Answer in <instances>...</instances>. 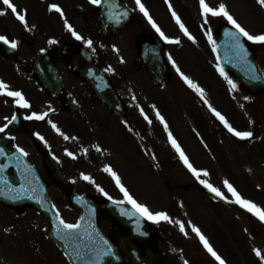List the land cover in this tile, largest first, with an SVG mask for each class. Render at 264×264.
Segmentation results:
<instances>
[{
  "label": "flooded vegetation",
  "instance_id": "af4514ba",
  "mask_svg": "<svg viewBox=\"0 0 264 264\" xmlns=\"http://www.w3.org/2000/svg\"><path fill=\"white\" fill-rule=\"evenodd\" d=\"M0 1L2 3V0ZM127 1L133 10V15L120 28L113 27L107 21L101 23L97 20V14L100 12L101 5H93L90 3V0H12L18 10L26 14L27 28L16 19L14 14L5 5L2 4L3 8L2 10L0 9V11L6 12V15L0 16V30L4 29V31H1V34L7 36L10 40H14V34L11 32L15 30V33L19 35V39L21 40L18 41V47L11 53L13 57L6 58L0 56L2 58L1 61L13 64L17 69L15 74L16 72H20L21 75L19 77L27 79L33 76L30 70L33 55L41 49L47 51L61 78L62 89L57 97L49 95L40 85H36V89L42 99L45 98L53 102L54 108L48 112H51L53 116L52 122L60 128L64 135L70 137L68 139L70 150L75 151L76 148H79V159L88 158L92 163L95 160L101 162L106 156L105 151L109 149L107 148L105 139L110 131L107 128V124H105L108 116H112L118 122V126L124 133L125 147L122 152L125 154L127 160L132 159L135 153L140 154L141 152L139 130H153L154 133L156 108L164 110L165 106H169L179 110L184 109L191 117L195 115L197 119V114L204 109V99L193 89L189 88L181 79L172 64V60L176 62L181 71L205 90L206 95L210 93L207 82H212V78H220L219 71L217 70L218 62L215 51H213V46L205 35L210 29L214 39L221 23L220 17L209 15L207 23H205V19L200 11L199 0H167V2L166 0H142V3L147 7L149 14L161 30L167 36L180 40L179 44L167 43L156 32L143 13L139 11L135 0ZM207 2L214 7L219 4V0H207ZM53 3L60 6L63 10V16L49 9V5ZM169 3H171L172 8L180 16L185 27L195 38V41L189 39L181 31L179 25L171 15V10L168 7ZM65 20L81 36L93 41L92 48H88L84 41L76 40L72 36L65 26ZM44 34H50L51 37L47 41L42 42L27 40L28 35H31L33 40L36 41L39 35L42 36ZM33 35L36 36L33 37ZM52 39L56 41L55 44L49 43V40ZM23 44L24 47L22 48ZM109 50L115 51V53L120 52L121 55L129 52L130 60L125 62L126 58L124 57L118 61L116 69L111 72L105 71L108 68L106 52ZM205 50H207V54H204ZM82 55H89L91 63L103 71L107 80L117 89L116 93L125 109L123 117L117 116L109 110L80 75L79 70L86 66ZM169 56H171V60ZM155 58L158 60L160 58L166 72L165 83L163 85L157 83L155 75L150 69V64H152ZM20 78L17 76L15 80ZM128 78L131 79L132 90L119 91L118 84H123ZM17 89L15 87V90ZM26 92V87H24L22 93L26 95ZM237 92L245 94V91L241 89H238ZM7 99H10V97H7ZM153 105H155V108L152 107ZM17 109L22 110V107L15 104L14 107L9 105L0 108V126L6 123L4 118H11ZM141 109L148 116V120L141 114ZM132 110L134 112L133 120L130 116L133 114V112L131 113ZM59 114L62 115L59 116ZM136 120H141L143 126L140 127L139 122H136ZM149 120L151 123H149ZM169 125L175 130L173 123ZM195 126L199 129L198 123H195ZM202 129L200 126V130L195 132V136L197 134L202 136ZM205 130L207 131V129ZM36 133L43 136L44 140L39 139L35 135ZM175 135L180 139V134L177 130H175ZM60 136L49 122L31 125L28 123V120L23 130H18L14 125L9 124L5 132L0 133V139L9 138L11 140L10 146L14 144L20 145L26 151H29L27 155L28 159L37 167L48 184L59 190L62 194H67L69 187H61L58 182L53 181L44 163V152L40 153L33 145V141L39 139L45 147V151L56 156V152L60 147L59 142L62 137ZM10 137H15V139H11ZM149 145L147 144V150L150 152ZM96 146H99L100 151H97ZM183 146L187 149L185 143H183ZM149 156H152L151 153ZM59 166L63 175H65L64 166L60 163ZM209 174L214 173L211 172ZM218 174L224 175L227 179L237 177L235 172L229 171L218 172ZM247 180L245 179L243 182L247 183ZM228 182L246 199L245 190L242 187L235 186L232 180H228ZM70 186L75 191L78 190L74 182H70ZM199 188L203 191L205 189L203 185H200ZM221 189L224 192H229L225 186L221 187ZM80 193L94 196L101 194L97 187L89 182L86 183V187ZM227 195L230 196L227 201L220 197L214 199L208 195H202V197L204 196L222 206L223 210L226 209L225 206H228L229 210L234 214L236 213L235 208L246 213L247 210L232 202L235 198L231 196V193ZM96 198L98 201H103V198L100 196ZM191 205L195 208H189ZM185 207L193 213V215L189 214L185 208L181 214L182 223L185 226L187 235L179 230L178 236L181 241L180 252L178 254L174 253L171 247L167 245L163 254V264H182L181 258H186L188 264H198L199 262L219 264L207 249L204 248L199 236L192 231V225L200 229L212 247L226 261V264H232L233 262L229 258H226L218 247L219 245L216 244L212 229L208 224H204L202 218L197 216V213L202 210V204L199 202L196 204L187 203ZM217 216L224 222V227L229 229L232 227L226 213L222 214L218 212ZM98 220L105 222L101 225L102 231L111 239L115 231L119 237H122L129 233L128 228L131 227L129 220L125 222L123 220L120 224H117L111 217L106 215L99 216ZM212 221L214 223V230H222L217 220L213 219ZM150 226V220H147V227ZM169 230L172 229L169 228L166 233ZM222 233L224 235L225 232L223 231ZM156 236L157 234L151 243H148V246L153 245L155 248L158 247V238ZM217 236L223 239L221 235ZM166 239L165 237V242ZM112 241L114 242V239ZM187 241L190 243L187 244ZM139 248L143 250L144 245L142 243L139 244ZM193 248L196 250V259L194 253H188V250H192ZM200 253H203V258ZM191 260H194V263ZM64 264H69L65 258Z\"/></svg>",
  "mask_w": 264,
  "mask_h": 264
},
{
  "label": "rangeland",
  "instance_id": "374dc122",
  "mask_svg": "<svg viewBox=\"0 0 264 264\" xmlns=\"http://www.w3.org/2000/svg\"><path fill=\"white\" fill-rule=\"evenodd\" d=\"M221 2L227 6L229 12L248 31L253 34L264 32V11L257 3V0H219V3ZM2 8L3 6L0 1V9L2 10ZM1 31H4V29L0 30V35ZM11 33L14 34V40L20 41L19 35L15 33V30H12ZM35 36L33 35V37ZM50 36V34L39 35L36 42L45 41ZM31 39V35H28L27 40L30 41ZM260 45L262 46L256 48V58L260 60L259 62H261V66L264 68V44ZM204 54H207V50L204 51ZM124 57L126 58L125 62L129 61V52L124 55H121L120 52L116 54L111 53L107 56L106 61L108 66L114 69L117 61ZM5 63L0 60V76L6 82H11L9 84L10 88L11 86L12 89L13 87L22 85L26 86V100L31 105L30 108H23L27 116L33 112L43 113L54 108L52 101L42 99L32 83L28 82V80L23 81L19 77L20 75L17 72L15 74L14 69L7 65L9 63ZM17 76L21 80H15ZM207 83L209 84L210 90H208L210 93L206 95V98L212 107L224 115L233 127L238 128V131L253 132V137L249 139L234 138L231 135L229 138L226 137L225 134L219 131L221 127L214 120L209 119L206 112H204L202 122L204 128H208L213 136V140L210 137L207 142L203 139V146L205 149L207 143L211 147L213 146L211 149L213 154L210 153L212 159L206 158V156L201 158L202 154L205 153V149L201 145L198 146L193 139H190L187 145L185 143L186 150H188L191 158L187 157L197 170H201V173L203 170L217 171V176H203L201 174V179L207 180L213 186L220 189L223 187L221 182L227 179H221L224 176L218 174V172H244L242 176L246 178L238 177L233 180L236 185L245 190L246 199L264 208V91L261 94L253 96L248 101L242 97L243 94L235 93L230 89V85L224 78H212V82ZM118 85L124 91L132 90L130 78L124 81L123 84L119 83ZM11 101H14V98L11 97ZM6 105V96L0 95V106ZM156 110L164 117L168 126L167 130L164 124L157 118L156 113L157 126L154 133L153 130H139L143 143L146 145L150 142L153 145V149L157 153L155 159L148 160L142 153H135L132 163L138 167V170L130 164V160L126 159V162H122V157L123 155L125 156L122 152L125 147L124 133L114 118H106L105 124H107V128L110 131L105 139L107 148L109 149L105 151L106 156L101 162L95 160L92 163L88 158L79 159V148L71 151L69 140L64 139V136H60L62 145L57 153L59 160L65 168L66 176L74 182L78 188L77 191L80 192L84 190L86 183L89 182L83 180L81 174L90 175L93 181H95V183L89 182L90 184L95 187L99 185L115 200H124L123 193L120 192L115 180L103 170L106 165H110L118 174V169L121 174L120 176L118 174L121 183L129 190L134 199L139 203L147 205L153 212L163 211L173 217L172 225L174 226L168 233L165 231L167 221H160L159 223L151 221V223L159 231L158 239L160 245L158 249L164 251L168 245L176 254L180 252L181 247L180 237L178 236L180 228L176 221L182 222L181 214L183 213V209H187L185 204L199 201L202 204V210L197 213V216L202 218L204 224H208L212 229L216 244L219 245L218 247L226 258H229L233 262L232 264H264L253 251L255 248H259L264 253V222H261L248 211L244 213L235 208L236 213L234 214L229 210L228 206H225L226 209L223 210L222 206L210 201L208 198L201 195L199 197V192L196 190L197 181L199 180L190 173L191 171L180 159L179 153L172 146L168 135L171 132L172 136L176 139L174 135L175 131L171 130L168 125L170 122L176 124L175 130H178L181 136L185 135V125H183L185 120L183 119L182 111H173L171 107H165L164 113L158 108ZM61 115L59 114V116ZM133 115L134 112L131 115L132 120ZM169 116H171V120ZM30 121L31 124L33 123L32 125L37 122H52L53 116L47 115L44 120L33 119ZM136 122H139L140 127L143 126L141 120H136ZM224 128L226 129L224 133L229 135L230 132L225 126ZM179 145L186 154L185 149H183L181 144ZM67 152H72L75 155V159L68 156ZM246 171L248 173H245ZM245 179H248L247 183L243 182ZM186 184L189 186L188 189L184 188ZM53 191L52 200L61 218L67 223L75 222L77 212L69 206L66 196L57 189ZM222 192L227 198L230 197L227 195L230 194L229 192ZM101 197H105L103 193H101ZM191 207L195 208L193 205L189 208ZM187 212L193 215L188 209ZM218 212L222 214L226 213L228 221L231 222L232 227L230 229L224 227V222L217 216ZM213 219L219 222L218 224L222 230H214ZM104 223V221L101 222V225ZM6 229L8 231H5ZM47 229L48 224L46 220L31 208L27 207L22 211L0 209V264H64L59 251L44 236ZM223 231L225 232L224 235ZM217 235H221L224 240ZM165 237L167 238L166 242L164 241ZM189 243L187 241V244ZM188 253H194L196 259L195 248L188 250ZM200 254L203 258V253ZM185 261H187L186 258H181L182 264ZM191 262L194 263V260H191ZM198 264H206V262H199Z\"/></svg>",
  "mask_w": 264,
  "mask_h": 264
},
{
  "label": "water",
  "instance_id": "95a60500",
  "mask_svg": "<svg viewBox=\"0 0 264 264\" xmlns=\"http://www.w3.org/2000/svg\"><path fill=\"white\" fill-rule=\"evenodd\" d=\"M121 0H109L106 1L105 6L109 7L114 13L117 8V4H121ZM229 31H221L220 34L227 35ZM228 36V35H227ZM230 37V36H229ZM241 43L243 44L242 37H240ZM245 46V44H243ZM6 44L0 42V50L6 53ZM245 48V47H244ZM220 52V63L224 70L230 74L235 75L240 84L248 88L251 92L259 91L264 87V78L259 71L257 64L254 61V54L250 47H246V52L243 54L237 53V49L234 47L233 39L228 41H222L218 45ZM42 54L39 53L34 59V68H42L41 82L44 87L49 91H53L54 84H58V80L54 77V71L48 65L46 61L42 63ZM250 66H254L255 72L251 71ZM88 83L92 86L93 90L99 95V97L114 111H118V103L116 96L110 85L105 80H95L92 75L85 70L82 71ZM252 76H258L259 79H252ZM53 80H52V79ZM23 123V122H22ZM7 155L0 156V164L2 160L6 165V168L12 167V174H5L3 169L0 172V176L6 177L8 180V186L0 181V203L19 207L22 205H32L35 209L41 212L49 221L50 228L47 232L48 237L54 241L58 247L62 250L64 255L72 262V264H88L95 255L96 251L108 249L109 254L102 256L98 261V264H119L125 262V259L130 264H159L160 257L158 253H155L152 249L147 248L144 255L139 254L135 248L130 254L127 253V249L122 246H112L110 242L101 234L97 226V215L99 213L106 212L111 213L115 210V206L110 204H98L92 201L87 196L77 195L70 193L69 202L74 207L79 209V217L77 223L81 224V229L71 237L61 239L57 235V213L52 207L50 198L48 195V189L43 183L42 179L36 174L33 167L26 161V159L20 155L16 150H6ZM19 157V160H17ZM59 177L58 168L52 167V169ZM4 173V174H3ZM59 179V178H57ZM16 196L17 199H11L10 197ZM138 216V215H137ZM134 218V226L136 232L143 237L145 221L138 217ZM118 219V217H115ZM139 220V221H138ZM62 229V226H60ZM154 229H150L149 237H152ZM102 238V239H101ZM107 241V245L104 244ZM80 253L82 259H77L76 254Z\"/></svg>",
  "mask_w": 264,
  "mask_h": 264
},
{
  "label": "snow or ice",
  "instance_id": "6c2138e0",
  "mask_svg": "<svg viewBox=\"0 0 264 264\" xmlns=\"http://www.w3.org/2000/svg\"><path fill=\"white\" fill-rule=\"evenodd\" d=\"M167 2V0H166ZM90 3L93 5H101L104 3V0H90ZM135 3L137 7L139 8V11L143 13V15L148 19L149 23L152 25V27L156 30L157 33H159L160 37L166 41L167 43H174L179 44L180 40L178 38H171L167 36L159 27V25L156 23L155 20H153L152 16L149 14V10L147 7L142 3V0H135ZM257 3L264 8V0H257ZM2 4L7 7L8 10H10L16 19L20 21L26 28L27 20H26V14L24 12H21L18 10L17 6L12 2V0H2ZM199 6L202 16L205 19V23H207L209 15L213 17H224L229 24L233 26V28L236 30L235 32L229 31L227 33L228 36L232 37L234 41V47L237 49V53L243 54L246 52L243 44L241 43L240 37H245L248 41H251L255 44H264V32L260 34H253L250 31H248L244 26H242L237 19L229 12L227 6L221 2L217 6H211L207 0H199ZM169 9L171 10V15L175 19L176 23L179 25L181 31L184 33V35L188 36L189 39L195 41V38L191 35V33L188 31V29L185 27L184 23L182 22L180 16L177 14L175 9L172 8L171 3L168 4ZM50 10H54L63 16V10L60 8L58 4H51L49 5ZM6 15L5 11H0V16ZM123 16L127 15V12L122 13ZM118 19V18H117ZM65 26L69 32H71L72 36L75 37L76 40L84 41L85 45L88 48H92L93 41L91 39H85L83 36H81L71 24L65 20ZM30 30V29H29ZM205 35L208 38V41L213 46V51H216V42L213 39L211 30L209 29ZM0 42H3L4 44L8 45L10 48L15 49L18 47V41L16 40H10L5 35H0ZM50 44H55L56 41L54 39L49 40ZM115 48V46H113ZM116 51H119L118 49H115ZM40 51H45V49H41ZM94 51V49H93ZM169 59L171 60V56H169ZM172 64L175 67L177 73L181 77V79L188 85L189 88L193 89L196 93L200 95L202 99H204V102L208 105L211 112L219 119V121L227 128V130L232 133L234 136L239 137L240 139H249L253 137V132L251 131H238L235 127L232 126V124L229 123V121L226 119L224 115H222L219 111H217L212 105L208 102L206 98L205 90L193 79H191L188 75H186L178 65H176V62L172 60ZM251 71L255 72L254 66H250ZM217 70L219 71L220 75L227 80L228 84L230 85V89L235 90L237 85L236 82L233 81L228 74L225 72L224 68L217 64ZM105 71L111 72L113 69L109 66ZM252 79H259L258 76H252ZM0 95L12 97L14 98L15 104H17L19 107L22 108H30L31 105L29 104L28 100L24 98V95L20 91L12 90L10 88V85L7 84L5 81L0 80ZM244 99H250L249 97H245ZM155 108V105L152 106ZM141 114L144 115V118L148 120V116L144 113L143 109L140 110ZM48 115L47 112L43 113H37L33 112L31 115L25 117L28 120H44L45 117ZM157 118L161 121V123L164 124L165 129L167 130V123L164 120V117L160 115L159 111L156 112ZM6 123H4L2 126H0V133L5 132V130L8 128L9 124L13 123L17 117L15 114L12 115L11 118L5 117L4 118ZM52 128L55 129L57 133H59L61 136H64V139H69L70 137L64 135L63 132H61L60 128L53 122L48 121ZM149 123L151 121L149 120ZM39 137V139L44 140L43 136H40L39 133H36ZM169 140L172 144V146L176 149V151L179 153L180 159L184 162V164L187 166V168L192 172V174L199 180V182L207 188L211 193H214L217 197H220L221 199H224L227 201V197L224 195V193L221 191L220 188H217L213 186V184L209 183L207 180L201 179V174L203 176H208L209 173L206 170H203L201 173V170H197L189 161L188 157L185 155L184 151L176 141V139L172 136L171 132L168 133ZM11 139H15V137H10ZM74 139V138H73ZM45 143H47L45 141ZM16 150L20 153L21 156H27L28 153L25 151L24 148L19 147V145H15ZM97 151H100L99 146H96ZM85 151H87L85 149ZM7 153L5 152L4 148H0V156H5ZM68 156H71L75 159V155L72 152H67ZM17 160H19V157H17ZM6 167V165L0 164V172L3 171V169ZM106 173H108L114 180L117 185V187L120 189V191L123 193L124 200H113L109 194L104 191L103 188H101L99 185H96L98 191L103 193L104 196H106L109 200H112V202L116 205H121L124 203L130 204L132 206V209L134 211L131 213V215H138L140 217L146 218L147 220L159 223L160 221H169L172 222V218L168 215V213L160 211V212H153L149 209V207L143 203H139L136 199L133 198V196L130 194L129 190L124 186L123 183H121V179L118 176V174L112 169L110 165H106L103 169ZM81 178L83 180L95 183L93 181L92 177L90 175L81 174ZM0 181H2L5 186H8V180L6 177L0 176ZM224 186L227 188V190L232 194V196L235 198L234 202L235 204L240 205L242 208L247 210L249 213H252L255 217H257L261 222H264V208H262L260 205L256 204L255 202L245 199L234 187L231 183H229L227 180L224 181ZM11 199H17L18 197L12 196ZM122 214L128 215L129 213L125 212L123 209H121ZM58 220V227H57V235L60 236L61 239H65L68 237L73 236L81 229V224L78 223H67L62 218L57 215ZM176 223L179 224L180 231L183 232L185 235H187V232L185 231V226L182 222L176 221ZM62 226V229L60 228ZM5 231H8L7 229ZM192 231L196 233L197 236H199V239L201 243L203 244L204 248L207 249V251L215 258L216 261L219 262V264H226V261L217 253V251L212 247V245L209 243L208 239L204 236V234L200 231L198 227L195 225H192ZM102 239V238H101ZM104 244L107 245V241H104ZM255 252V255L259 257V259L264 262V253H262L261 249L255 248L253 250ZM109 250L104 249L100 251H96L93 259L88 262V264H98V261L102 256L108 255ZM77 259H82V255L80 253L76 254ZM184 264H188L187 261L184 262Z\"/></svg>",
  "mask_w": 264,
  "mask_h": 264
}]
</instances>
